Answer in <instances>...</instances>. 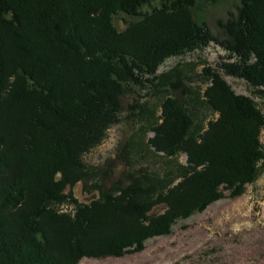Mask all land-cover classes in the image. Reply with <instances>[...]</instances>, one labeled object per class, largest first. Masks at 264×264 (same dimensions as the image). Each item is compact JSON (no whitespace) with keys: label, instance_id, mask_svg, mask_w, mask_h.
<instances>
[{"label":"trees","instance_id":"trees-1","mask_svg":"<svg viewBox=\"0 0 264 264\" xmlns=\"http://www.w3.org/2000/svg\"><path fill=\"white\" fill-rule=\"evenodd\" d=\"M196 5L0 0V264H79L142 252L226 192L241 197L264 173V112L251 97L210 67L205 88L196 90H184L180 65L159 72L166 60L215 44L225 52L224 73L264 101V0H240L220 23V37L196 21ZM121 15L133 18L124 29L116 25ZM146 89L159 96L160 115L147 100L129 109L153 133L148 149L167 167L112 182L110 170L96 180L101 173L85 156L122 122L123 98ZM200 104L211 120L194 114ZM182 154L186 165L175 162ZM79 182L99 199L79 202ZM69 198L74 216L55 208Z\"/></svg>","mask_w":264,"mask_h":264},{"label":"rangeland","instance_id":"rangeland-1","mask_svg":"<svg viewBox=\"0 0 264 264\" xmlns=\"http://www.w3.org/2000/svg\"><path fill=\"white\" fill-rule=\"evenodd\" d=\"M158 5V3H156ZM240 0H227L216 4L197 0L195 18L199 23L205 22L215 35H222L220 23L226 22L230 13H236ZM133 18L121 15L116 18V25L124 29ZM225 52L215 44L205 50H199L186 56L166 60L159 72L168 71L177 65L185 76V88L196 90L205 88L203 70L206 67L218 70L240 95L251 97L264 112V101L253 94L252 87L244 80L227 76L221 65L225 62ZM127 95L123 98L125 112L122 122L112 127L106 140L85 156V161L101 173L95 179H104L105 171L112 170L108 180L126 179L134 170L149 168L158 171L167 167V160L158 157L148 149L147 141L153 133L143 132L129 106L134 100L146 101L157 109L160 115L159 96L145 94ZM179 96L184 97L181 92ZM143 97V98H142ZM199 119L211 120L213 115L201 104L193 107ZM264 147V130L261 136ZM182 165L187 164L186 155L175 159ZM105 172V173H104ZM159 174V171H158ZM76 193H80L76 196ZM79 202L89 193L76 186L73 194ZM59 213L74 216L77 206L71 198L55 205ZM158 212V211H157ZM79 264H264V173L250 184L244 195L230 199L226 192L225 200L211 205L203 213L181 220L172 229L169 236L151 239L142 252L126 255L122 258H83Z\"/></svg>","mask_w":264,"mask_h":264},{"label":"water","instance_id":"water-1","mask_svg":"<svg viewBox=\"0 0 264 264\" xmlns=\"http://www.w3.org/2000/svg\"><path fill=\"white\" fill-rule=\"evenodd\" d=\"M60 178H61V174L58 173L57 174V179H60ZM76 186L77 187L78 186H81L82 189H83V183L82 182H79ZM76 186H75V188H76ZM79 194L80 193H76V196L79 195ZM99 197H100L99 191H94V192L90 193L89 196L86 199H83L81 203L88 205V204L92 203L93 201L98 200ZM166 208H167V205L166 204H164V205H158V206H156V208L153 209V211L151 212V214L160 213L161 211H164Z\"/></svg>","mask_w":264,"mask_h":264}]
</instances>
